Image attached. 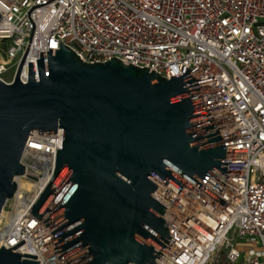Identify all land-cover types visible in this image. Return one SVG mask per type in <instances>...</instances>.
Segmentation results:
<instances>
[{"label":"water","instance_id":"95a60500","mask_svg":"<svg viewBox=\"0 0 264 264\" xmlns=\"http://www.w3.org/2000/svg\"><path fill=\"white\" fill-rule=\"evenodd\" d=\"M3 15L0 13V20ZM0 79V217L32 132L56 134L55 170L31 212L61 264H154L171 238L162 217L193 184L216 197L231 158L191 68L160 75L121 58L39 52L28 82ZM0 246V264H41Z\"/></svg>","mask_w":264,"mask_h":264},{"label":"built area","instance_id":"2783aa9c","mask_svg":"<svg viewBox=\"0 0 264 264\" xmlns=\"http://www.w3.org/2000/svg\"><path fill=\"white\" fill-rule=\"evenodd\" d=\"M0 79L61 40L86 62L121 58L160 75L191 68L231 158L213 198L193 184L162 216L171 238L154 264H264V0H0ZM56 134L31 133L0 246L61 264L31 210L55 170ZM30 185V187H28ZM6 204V205H7Z\"/></svg>","mask_w":264,"mask_h":264},{"label":"rangeland","instance_id":"374dc122","mask_svg":"<svg viewBox=\"0 0 264 264\" xmlns=\"http://www.w3.org/2000/svg\"><path fill=\"white\" fill-rule=\"evenodd\" d=\"M12 205H13V202H9L5 207H4V211L6 213V216H8L12 210Z\"/></svg>","mask_w":264,"mask_h":264},{"label":"bare ground","instance_id":"6f19581e","mask_svg":"<svg viewBox=\"0 0 264 264\" xmlns=\"http://www.w3.org/2000/svg\"><path fill=\"white\" fill-rule=\"evenodd\" d=\"M19 184H20V187H22L23 186V183L22 182H19ZM28 187H30V185H28ZM18 190V189H17ZM17 192V191H16ZM7 218V216H6V213H5V211L3 210L2 211V214H1V217H0V225L2 224V222L4 221V219H6Z\"/></svg>","mask_w":264,"mask_h":264}]
</instances>
